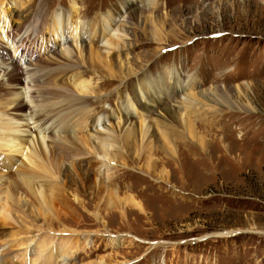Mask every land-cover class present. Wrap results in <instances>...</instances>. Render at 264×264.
Wrapping results in <instances>:
<instances>
[{
    "label": "rangeland",
    "instance_id": "374dc122",
    "mask_svg": "<svg viewBox=\"0 0 264 264\" xmlns=\"http://www.w3.org/2000/svg\"><path fill=\"white\" fill-rule=\"evenodd\" d=\"M138 1L143 6L135 8L137 24L124 26L128 44L120 53L124 70L134 74L114 82L102 78L100 74L118 71L117 59L111 51L104 59L101 50L109 34L99 37L87 30L76 38L83 65L69 67V74L87 71L83 77L89 86L79 93L84 101L78 106L90 119L98 116L113 127L118 111L131 112L133 125L145 120L154 127L159 115L167 114L161 127L165 133L154 127L138 145L143 148L132 150L125 160L130 168L116 166L121 180L115 179L114 169L108 180L105 171L99 175L94 166L89 171L91 188L80 193L79 200L86 204L93 197L95 178L105 188L89 207L77 209L75 195L68 191L60 195L63 202L53 200L48 214H37L31 205H19L4 217L0 212V244H5L0 252L6 250L0 253V264H264V0ZM126 2L78 0L74 18L86 25L110 14L113 27L120 26L124 16L115 12ZM68 8L69 0H3L1 44L13 33L23 9L30 11L27 23L34 28L42 23L36 17L41 9L49 21L57 12L71 15ZM25 28L26 23L21 29ZM155 31H160V40ZM70 37L43 28L36 37L41 47L32 51V64H52ZM6 46L22 66L25 57ZM89 48L101 63L91 60ZM0 89L6 110L14 102H24L14 88L0 82ZM188 91L199 104L186 113L179 111L199 140L187 137V122L178 119L173 108ZM207 97L212 100L205 101ZM70 115L65 126L71 127ZM78 126L82 131L74 133L85 135L86 129ZM137 139H128L129 146L137 145ZM16 166H9L8 173ZM115 189L121 201L133 196L144 211L129 205L122 210L107 207L108 191ZM3 191L0 211L6 201ZM97 211L104 216L103 224L94 216Z\"/></svg>",
    "mask_w": 264,
    "mask_h": 264
},
{
    "label": "bare ground",
    "instance_id": "6f19581e",
    "mask_svg": "<svg viewBox=\"0 0 264 264\" xmlns=\"http://www.w3.org/2000/svg\"><path fill=\"white\" fill-rule=\"evenodd\" d=\"M133 3L136 6L133 7ZM145 3L150 4L152 0H148ZM2 4L3 0H0V6ZM69 4L70 8L68 9L71 11V15L69 14L70 12L67 14L64 11L57 12L50 15L49 21L46 19L45 11L41 9L36 14V17L37 20L38 18L41 19L42 23H40L39 27L33 24L34 28H31L32 23H27L30 21V11L23 9L20 12L22 18L16 23L13 33L4 38L2 42L4 45L0 42L1 85L5 84L14 88L19 94L21 101H24L14 102L12 108L6 110V100L4 96H1L0 89V189L4 190L3 192L6 194V196L4 195L6 199L4 201L5 207L2 205L3 209L0 211L3 217L8 210L15 212L19 205L21 207L31 205L37 214H48L53 212V200L63 202L60 195L66 194L68 191L75 195V200L77 201L75 207L77 209L89 207L88 205L94 200L92 198L105 188L101 184L100 178H95L92 185L93 192L90 193L93 197L89 196L86 204L83 200H79L80 193L87 194L86 190L88 191L91 188L89 186L91 181L89 171L93 170L94 166L98 174L101 170H104V176L110 180L112 169L116 173L118 172L116 166L129 167L125 160L129 159L128 157L132 150L139 152L143 148L139 146H142V141L148 138L149 132L154 127L160 129L162 134L165 133H163L161 127L166 125L167 117L165 116L167 114H160V119L155 120L154 127L146 123L145 120H140L136 125H133L130 120L131 112L123 113L118 111L114 128L104 124L103 121L99 120L98 116H93L90 119L84 113L85 108H82V113V111H79L80 107L78 106L84 101L79 93H84L89 86V83L84 79L87 71L84 69L69 74L71 70L68 69L71 66L83 65V49H81L80 44L79 46L77 45L78 41H76L78 34L86 30L89 31L90 35L97 33L99 37L109 34L108 38L104 40L101 50L105 52L104 59H106L110 51L115 54L118 71L115 73L109 71V74H100V76L104 79L107 78L106 80L109 82H114L115 78L128 80L134 72L132 69L129 72L125 71V64L120 63L122 59L120 58V53L127 47L129 37V33L124 29V26L128 24L136 26L138 13L135 8L139 4L143 6L141 1L127 0L123 6L119 7L115 13L119 16H124V22L120 26L115 27H113L110 14L102 19L97 16L95 22L89 21L86 25L81 24L78 19L74 18L73 14L79 8L77 7L78 0H69ZM7 9L9 10V8ZM4 12H6L5 9L0 15L3 16ZM97 22L98 24H96ZM25 23L27 24V29H21ZM41 26L42 29L46 28L60 37H64L68 33L71 35V39L70 41L66 38L64 39L62 42L63 47L59 52L56 51V57L53 56L55 61L52 64L43 61L41 64L33 65L32 51L37 49L38 46L41 47L40 42L36 38L42 30ZM155 33L157 37L161 35L160 31H155ZM157 40H160V38L158 37ZM7 44L8 47H14V53L25 57L26 60L22 66L15 63L6 52ZM18 51L20 52L18 53ZM87 52L89 57L92 56L91 60L96 59L101 63V59L95 54L94 50L92 52V49L89 48ZM123 60L125 59L123 58ZM61 72L65 74L60 75ZM67 79L69 80L67 81ZM109 82H105L104 85ZM181 96L179 104L173 106L174 112H179L178 119L187 122V137L199 140L198 136L193 134L194 131L192 132L187 118L179 111L183 109V112L186 113L191 105H198L199 102L195 95L189 91L186 95ZM207 100L211 101L212 99L207 97L205 101ZM130 107H133V102H130ZM234 108L245 109L243 107ZM230 109H233V106ZM69 115L71 116V127L65 126ZM107 123L108 125L110 124L109 119ZM79 124L84 127L83 129H86L84 130L85 135L74 133L75 131H82V128L80 127V129L78 126ZM59 125L62 126L61 129H57L56 126ZM97 126L100 128H97ZM69 131L71 132L69 133ZM136 136L139 138L137 139V142H139H136L135 148L130 147L128 139L136 140ZM120 139H123L122 144ZM65 163H68L69 166L65 165ZM83 163L88 166H83ZM11 165L12 167L16 166L15 170L8 173L7 168ZM115 179L121 180V176L117 173ZM106 186L111 187L112 185L106 182ZM108 192L105 200L107 207L114 206L122 210L125 205H129L144 211V206L142 207L133 196L126 197L124 201H121L117 197L118 192L116 189L113 192ZM94 216L102 220V224L104 223V216L100 215L98 211L94 212ZM120 217H123L122 213ZM43 225L46 226L47 230L52 229L49 223H44ZM8 238L10 237L8 236ZM3 245L5 244H0V247L2 248ZM40 247L37 249L39 250ZM4 251L6 250L3 249L0 253L3 254ZM58 252L59 256L63 254V251ZM41 253L35 255L39 256Z\"/></svg>",
    "mask_w": 264,
    "mask_h": 264
}]
</instances>
